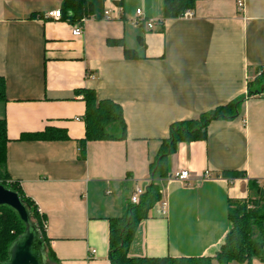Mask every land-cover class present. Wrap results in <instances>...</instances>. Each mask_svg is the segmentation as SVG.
Instances as JSON below:
<instances>
[{
  "label": "crops",
  "instance_id": "obj_1",
  "mask_svg": "<svg viewBox=\"0 0 264 264\" xmlns=\"http://www.w3.org/2000/svg\"><path fill=\"white\" fill-rule=\"evenodd\" d=\"M89 1L93 15L71 25L48 16L61 0H0L5 169L45 218L49 262L109 264L108 219L150 182L169 124L243 97L238 116L211 121L206 139L178 143L159 180L164 211L161 202L151 208L129 247L131 256L212 255L229 228L228 199L246 198L249 180L264 182V96L245 97L264 65V0H242V9L237 0H196L191 17L175 18L163 17V0ZM81 88L118 103L126 127L123 139L87 141L83 155ZM46 126L68 139H20ZM181 170L185 181L173 177Z\"/></svg>",
  "mask_w": 264,
  "mask_h": 264
},
{
  "label": "trees",
  "instance_id": "obj_2",
  "mask_svg": "<svg viewBox=\"0 0 264 264\" xmlns=\"http://www.w3.org/2000/svg\"><path fill=\"white\" fill-rule=\"evenodd\" d=\"M196 0H163V17H180L186 10L194 8ZM58 10L60 18L69 24H78L83 18L93 15V4L89 0H61ZM119 43L121 40H109ZM124 56H137L132 49L124 48ZM81 94L84 102V137L78 139L80 155L84 145L91 140H115L125 137V121L122 108L109 98H98L93 88L75 91ZM264 96V65L254 68L253 75L247 79L246 95ZM0 100H5V81L0 76ZM243 97L233 99L200 113L197 117L174 121L168 126L167 136L160 139L158 150L149 162L150 182L142 187L136 203L128 197L117 217L108 219V262L109 264H238L249 263L256 258L264 261V182L248 181L250 194L246 198H229L227 216L229 228L212 255L181 257L131 256L129 247L135 237L140 222L146 219L151 208L161 202L159 180L169 176L168 162L180 142L204 140L211 121L230 120L238 116ZM22 140H64L68 135L63 128L46 126L37 132L20 135ZM6 120L0 118V184L15 191L27 206L31 220L40 229L47 247V259L55 262L45 234V218L35 202L23 192L18 181L11 180L5 169ZM228 177L243 176V172L221 173ZM24 230V223L17 213L8 206L0 205V260L7 257L11 241Z\"/></svg>",
  "mask_w": 264,
  "mask_h": 264
},
{
  "label": "water",
  "instance_id": "obj_3",
  "mask_svg": "<svg viewBox=\"0 0 264 264\" xmlns=\"http://www.w3.org/2000/svg\"><path fill=\"white\" fill-rule=\"evenodd\" d=\"M0 205L13 209L24 223V230L11 241L7 257L0 264H51L47 259V247L40 229L31 220L27 206L18 194L0 184Z\"/></svg>",
  "mask_w": 264,
  "mask_h": 264
},
{
  "label": "built area",
  "instance_id": "obj_4",
  "mask_svg": "<svg viewBox=\"0 0 264 264\" xmlns=\"http://www.w3.org/2000/svg\"><path fill=\"white\" fill-rule=\"evenodd\" d=\"M236 5H237L238 9H242L243 8V1L242 0H237ZM136 13L140 14L139 9L136 10ZM48 16H51L53 18H58V17H60V12H59L58 9H55V10H52V11L48 12ZM182 16L183 17H191L192 16V12L190 10H186L182 14ZM104 18H106V19L110 18V14L108 13V11H104ZM147 26L149 28H151L153 26V22L149 21L147 23ZM72 34L76 35V36L80 35L81 34V27L79 25L74 26L73 29H72ZM204 174L208 175V172L205 171ZM173 177H176L179 180L185 181L188 178V172L186 170L176 171L173 174ZM141 191H142V187H136L135 188V190L133 191V193H132V195L130 197L131 202L136 203L138 201V195H139V193H141ZM165 205H166L165 202H161L160 203V207H161L162 211H164Z\"/></svg>",
  "mask_w": 264,
  "mask_h": 264
},
{
  "label": "rangeland",
  "instance_id": "obj_5",
  "mask_svg": "<svg viewBox=\"0 0 264 264\" xmlns=\"http://www.w3.org/2000/svg\"><path fill=\"white\" fill-rule=\"evenodd\" d=\"M215 264V263H214Z\"/></svg>",
  "mask_w": 264,
  "mask_h": 264
}]
</instances>
